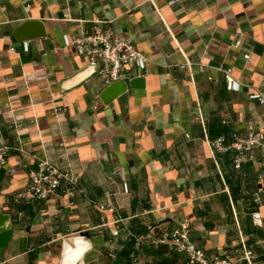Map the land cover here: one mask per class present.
<instances>
[{
	"label": "crops",
	"instance_id": "0c3cea01",
	"mask_svg": "<svg viewBox=\"0 0 264 264\" xmlns=\"http://www.w3.org/2000/svg\"><path fill=\"white\" fill-rule=\"evenodd\" d=\"M167 1L0 0V139L11 147L0 210L14 228L0 264H58L62 239L82 231L90 243L82 264H192L148 242L181 217L206 254L245 262L232 251L243 244L253 251L247 264H264V151L234 168L230 152L208 144L264 125V103L252 96L264 98V0ZM30 22V37H12ZM95 26L127 35L148 57L125 68L124 90L106 102L105 85L68 42ZM222 66L236 88L225 87ZM39 158L72 171L83 194L69 199L59 188L14 201Z\"/></svg>",
	"mask_w": 264,
	"mask_h": 264
},
{
	"label": "built area",
	"instance_id": "2783aa9c",
	"mask_svg": "<svg viewBox=\"0 0 264 264\" xmlns=\"http://www.w3.org/2000/svg\"><path fill=\"white\" fill-rule=\"evenodd\" d=\"M176 0H168L167 4H172ZM68 42L77 50L84 53L87 64L94 66V75L98 77L102 85H107L113 80L125 79L128 73L125 71L130 65L144 66L148 61L147 55L135 47L131 39L109 27H93L91 31H82L71 34ZM239 39H234L233 44L237 45ZM11 49H15L12 45ZM242 56L247 58L248 54ZM188 60L181 67H184ZM226 88H236L238 81L231 73L230 66L218 68ZM212 78V77H208ZM216 80V77H213ZM258 101L264 103V98L257 92H253ZM60 108L59 105L55 109ZM208 144L216 152H230L231 164L238 168L241 163L252 158L254 148L264 151V125L250 129L245 133L232 131L228 138L217 135L208 139ZM5 141L0 139V168L7 162L8 151L10 149ZM22 150L21 148H19ZM21 162V157L15 158L14 163L9 167L10 172L15 171L16 166ZM61 189L63 193L71 199L76 194H83L82 187L78 184L75 174L69 169L60 167L45 158H39L36 166L28 170L27 184L13 194L14 201L43 200L56 189ZM99 208L113 209L107 200L96 201ZM253 223L260 222L259 212H250ZM112 234L117 233L116 227H109ZM134 243L138 244L145 240L144 237L134 236ZM147 241V240H145ZM148 242L162 243L168 249L183 252L187 261L192 264H247L253 256L250 247L243 244L234 246L232 251L244 259L245 262L232 259L228 253L222 251L220 254H206L200 247L196 246L189 237V220L187 217L178 219L176 225L167 232L151 238Z\"/></svg>",
	"mask_w": 264,
	"mask_h": 264
},
{
	"label": "water",
	"instance_id": "95a60500",
	"mask_svg": "<svg viewBox=\"0 0 264 264\" xmlns=\"http://www.w3.org/2000/svg\"><path fill=\"white\" fill-rule=\"evenodd\" d=\"M32 24L33 23L30 22L16 27L14 30H12V37L17 39L30 37V35L26 33V29L29 26H32ZM84 70L88 74H91L94 71V66L87 64ZM141 80L142 78L137 75L132 76L127 80V84L132 86L133 82ZM125 86V81L121 79L113 80L104 86V88L101 90L100 97L104 102H106L123 91ZM13 233L14 228L10 219V215L0 210V253L4 247L8 246ZM24 241V236L17 239L19 249H22V244ZM61 244V252L58 264H82V252L90 247L89 240L86 236V232L84 231L80 232L79 234L64 237Z\"/></svg>",
	"mask_w": 264,
	"mask_h": 264
}]
</instances>
